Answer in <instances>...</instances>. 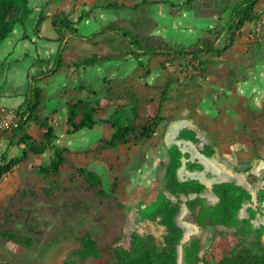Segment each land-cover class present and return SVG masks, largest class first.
Returning a JSON list of instances; mask_svg holds the SVG:
<instances>
[{
    "label": "rangeland",
    "instance_id": "1",
    "mask_svg": "<svg viewBox=\"0 0 264 264\" xmlns=\"http://www.w3.org/2000/svg\"><path fill=\"white\" fill-rule=\"evenodd\" d=\"M240 1L30 0L34 14L28 22L27 44L34 45L32 40H36L42 57L31 68V80L48 71L57 60L59 36L50 22L51 16L60 12L68 13L74 22L85 16L76 25L79 36L90 37L109 26L135 36L139 47L130 46L131 38L126 40L109 31L94 35L89 41L70 38L65 51L68 66L39 83L46 94L42 116L48 117L55 127L59 138L56 144L69 148L71 156L55 178L39 172L40 166L49 163L52 152L48 151L39 157L31 156L0 180V235L2 224H6L33 242L31 247H21L0 236V264H115V254H133L134 244L142 250L162 252L169 248L171 236L165 223L166 213L174 206L180 208L176 224L183 230L177 247L178 264H187V254L190 264H217L238 253L262 252L264 27L260 37L252 40L255 22L248 23L235 33L222 56H203L213 62L204 79L197 77L192 66L184 64L180 57L171 55L163 70L158 64L162 57H145L141 66L131 55L132 49L146 50L156 45L175 50L198 41L213 43L215 39L208 31L216 26L223 28ZM107 4L117 6L93 9L94 5ZM256 10L260 17L264 15V0ZM40 17L41 40L33 29ZM24 33V28L19 27L3 46ZM228 35L216 43H229ZM108 52L116 56L111 62L79 68L72 64ZM4 54L3 49L0 78H6L7 84L18 83L21 77L15 78V74L23 67L15 61L7 62L5 59L10 58ZM169 81L170 99L163 108L166 121L152 139L101 149L111 134L103 126L66 134L64 110L68 100L100 101L99 120L108 118L117 106H124L122 111L133 119L135 116L128 113L131 96L144 108L159 97ZM183 129L195 131L199 142L179 140ZM28 130L39 136L34 126ZM0 132L3 134V130ZM173 145L184 154L179 181H199L206 187L202 194L176 195L168 189L165 173L168 149ZM211 151L214 153L210 157L205 154ZM243 164L249 168L240 171ZM79 168L97 173L107 195L100 196L97 189L90 188L79 177ZM222 182L237 183L251 193L252 200L239 214L244 221L239 228L202 229L191 220L187 203L202 198L207 205L217 204L213 186ZM44 188L51 191L47 193ZM87 231L98 240L104 252L102 258L83 260L70 256L71 251L81 247V237Z\"/></svg>",
    "mask_w": 264,
    "mask_h": 264
},
{
    "label": "trees",
    "instance_id": "2",
    "mask_svg": "<svg viewBox=\"0 0 264 264\" xmlns=\"http://www.w3.org/2000/svg\"><path fill=\"white\" fill-rule=\"evenodd\" d=\"M180 2L192 3L195 0H179ZM262 0H241L236 3L232 12L229 15L225 26L219 29L218 26L208 31L210 36H213L215 42L208 43L198 41L190 46H182L175 50L169 49L167 46L156 45L154 48L146 50L132 49L131 55L139 61L143 66L141 59L145 57L163 59L158 63L160 68L166 70V64L171 55L174 58H182L184 64L192 66L197 77L206 78L208 67L213 62L203 56L220 57L229 48L230 43L234 41L235 33H240L241 29L248 23H253L259 20L260 14L256 7ZM116 4H107L106 6L94 5L93 9H112ZM34 14V8L31 7L30 0H0V50L4 41L12 35L17 25H21L25 33L23 39H30L28 36L29 20ZM85 16H80L77 22L71 18L68 13L60 12L51 16V27L58 34L57 42L60 44L57 52V60L53 67L48 71H42L32 77L31 83L27 88L25 100L23 104L16 110L18 126L12 130L3 131L0 139L8 140L6 150L0 157V180L18 166L26 163L31 156L39 157L48 151L52 152L49 163L46 166H40L39 172L47 178H55L60 173V170L66 165L68 158L71 156V150L67 147H61L56 144L59 139L55 127L48 117L42 116V110L45 106L46 94L43 88L37 86L38 82L45 78L58 74L66 65L65 51L68 40L70 38H78L89 41L94 35L103 32H112L118 34L123 39L130 40V46H138L139 41L132 34L123 32L118 28H110L109 26L101 28L96 34L90 37L79 36L76 25L80 24ZM43 18L40 17L33 29L35 34L41 33L40 25ZM68 33V34H67ZM226 33H229V43L217 44L216 42ZM70 34V35H69ZM41 39V38H40ZM116 56L112 53L93 54L90 57L84 58L82 61L72 63L75 68L93 67L105 62H111ZM42 63V60H40ZM49 62V61H48ZM147 76H150L148 69ZM171 81L166 83L159 92V97L150 100L144 108L136 97L131 96L130 104L131 113L135 116L129 118L123 111L122 107L117 106L108 118L99 120L100 101L86 99L68 100L66 103L67 117L65 125L67 127V135H75L84 130H94L97 126H103L111 130V134L103 142L101 149L115 148L120 145L137 143L143 140H150L156 134L160 125L166 121L164 116V105L170 99ZM83 90V89H82ZM56 113V112H54ZM34 126L38 131L39 136L31 134L29 127ZM179 140L191 141L198 143L199 138L195 131L183 129L178 136ZM15 145H23L21 152L9 159L8 153ZM214 152L205 153L211 156ZM169 162L166 167V185L176 195L202 194L206 187L197 180H189L180 182L178 179V171L183 166L184 154L177 145H173L168 149ZM79 177H81L90 188L97 189L100 196H106L107 193L103 189L100 176L86 168L77 169ZM44 190L49 193L51 190ZM213 193L218 198V203L215 205H207L202 198L191 200L187 203L188 209L191 211V220L202 229L208 227H225L239 228L243 221L239 218L240 211L246 203L252 200L251 193L243 186L233 182H222L213 186ZM180 212L178 206H174L168 210L165 217V223L171 231L169 248L162 252L152 250H142L134 244V253L125 255L116 253L115 264H178L177 247L183 237V230L176 224V217ZM5 220V219H4ZM6 241H13L21 247H31L32 239L30 237L20 235L6 224H2L1 235ZM81 247L71 251V257L80 259L95 258L100 259L103 256V250L96 237L89 231L85 232L81 237ZM190 256V254H189ZM188 254L186 262L190 264ZM198 260V253L194 255ZM217 264H264V248L260 254L251 255L249 253H238L231 257L222 258Z\"/></svg>",
    "mask_w": 264,
    "mask_h": 264
},
{
    "label": "crops",
    "instance_id": "3",
    "mask_svg": "<svg viewBox=\"0 0 264 264\" xmlns=\"http://www.w3.org/2000/svg\"><path fill=\"white\" fill-rule=\"evenodd\" d=\"M19 27H22V26L17 25L14 32ZM14 32L12 34H14ZM27 34L28 36H30L28 32ZM23 35L24 34H22L19 38L15 37L13 40L14 42L12 43L9 42V45L7 44H5L4 46L2 45V48L0 50V53H1V51L4 49L5 51L4 57L10 58V61H8L9 59H5L7 62L12 63L15 61L17 62V64L23 67V70L17 71L15 74V78L21 77L18 83L9 82V84H7L6 78H0V107L9 108L14 111L18 110V108L23 104L25 100L27 88L29 84L31 83V73H30L31 68L36 66V63H35L36 59L39 60L42 58L41 53L38 50V45L36 44V40H32V42H34L33 43L34 45L30 44L31 45L30 46L29 44H27L29 40L23 39ZM36 37L37 38L39 37V40H41L40 33ZM44 39L46 41L48 40L46 38ZM0 66L1 67L4 66V63L2 61L0 62ZM39 83L40 82L37 83V86L40 85ZM66 117H67V107H65V110H64V119ZM0 136H1V132H0ZM7 145H8V140L0 139V157L2 153L6 150ZM21 148H23V145H20V146L15 145L14 147H12L8 153V158L11 159L17 156L21 152Z\"/></svg>",
    "mask_w": 264,
    "mask_h": 264
},
{
    "label": "built area",
    "instance_id": "4",
    "mask_svg": "<svg viewBox=\"0 0 264 264\" xmlns=\"http://www.w3.org/2000/svg\"><path fill=\"white\" fill-rule=\"evenodd\" d=\"M254 31L250 35L252 40L259 38L261 33L260 31L264 27V15L260 19L253 23L252 25ZM18 126L16 112L12 109L0 107V129L3 131L12 130Z\"/></svg>",
    "mask_w": 264,
    "mask_h": 264
},
{
    "label": "water",
    "instance_id": "5",
    "mask_svg": "<svg viewBox=\"0 0 264 264\" xmlns=\"http://www.w3.org/2000/svg\"><path fill=\"white\" fill-rule=\"evenodd\" d=\"M128 113H129L130 115H132L131 110H130V112H128ZM248 168H249L248 165L243 164V165L240 166L239 170H240V171H245V170H247Z\"/></svg>",
    "mask_w": 264,
    "mask_h": 264
}]
</instances>
